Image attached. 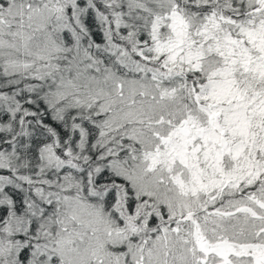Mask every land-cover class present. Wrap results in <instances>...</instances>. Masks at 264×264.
<instances>
[{
  "label": "snow or ice",
  "instance_id": "6c2138e0",
  "mask_svg": "<svg viewBox=\"0 0 264 264\" xmlns=\"http://www.w3.org/2000/svg\"><path fill=\"white\" fill-rule=\"evenodd\" d=\"M0 264H264V0H0Z\"/></svg>",
  "mask_w": 264,
  "mask_h": 264
}]
</instances>
